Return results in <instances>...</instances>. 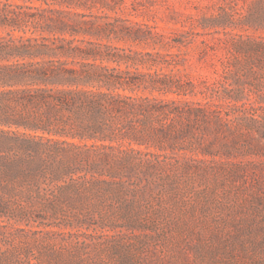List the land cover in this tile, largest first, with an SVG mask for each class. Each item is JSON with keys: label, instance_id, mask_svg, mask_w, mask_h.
<instances>
[{"label": "trees", "instance_id": "1", "mask_svg": "<svg viewBox=\"0 0 264 264\" xmlns=\"http://www.w3.org/2000/svg\"><path fill=\"white\" fill-rule=\"evenodd\" d=\"M113 1L0 0V214L76 209L83 223L153 169L229 154L240 135L243 87L192 79L188 31L112 22L124 3ZM112 32L152 50L114 45Z\"/></svg>", "mask_w": 264, "mask_h": 264}, {"label": "rangeland", "instance_id": "2", "mask_svg": "<svg viewBox=\"0 0 264 264\" xmlns=\"http://www.w3.org/2000/svg\"><path fill=\"white\" fill-rule=\"evenodd\" d=\"M114 17L188 31L185 72L243 87L241 133L228 135L229 154L153 169L140 191L112 193L83 223L76 209L0 214V264H264V0H124ZM114 35L126 50H152ZM203 39L214 49L199 59Z\"/></svg>", "mask_w": 264, "mask_h": 264}]
</instances>
